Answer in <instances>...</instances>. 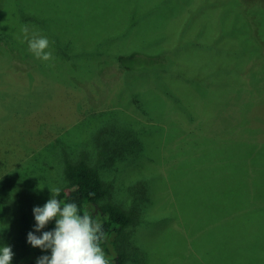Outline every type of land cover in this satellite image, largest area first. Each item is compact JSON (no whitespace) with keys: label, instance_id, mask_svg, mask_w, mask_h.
Segmentation results:
<instances>
[{"label":"rangeland","instance_id":"374dc122","mask_svg":"<svg viewBox=\"0 0 264 264\" xmlns=\"http://www.w3.org/2000/svg\"><path fill=\"white\" fill-rule=\"evenodd\" d=\"M0 24L1 148L29 152L85 115L0 199L21 186L42 207L70 152L135 209L129 264H264V0H0ZM106 125L118 134L95 139Z\"/></svg>","mask_w":264,"mask_h":264},{"label":"trees","instance_id":"16d2710c","mask_svg":"<svg viewBox=\"0 0 264 264\" xmlns=\"http://www.w3.org/2000/svg\"><path fill=\"white\" fill-rule=\"evenodd\" d=\"M7 6L10 5L8 4ZM1 28L0 24V39L8 34L3 32ZM221 79L223 80V78ZM215 84L216 82L213 80V83H208L207 87L218 90L219 86H215ZM84 117L85 115L82 114L78 121L72 123V125L64 126L55 133L43 135V141L39 142L36 148L29 150V152L25 151L16 156L15 149L12 147L1 148L0 146L1 183L6 182L8 173L14 167L27 160L31 154L36 153L41 148L49 147L50 145L52 147L57 142L61 143V137L64 136V133L68 135L73 131L76 127L74 124ZM114 133L118 134V131L106 125L103 129L98 130L95 139L97 137L100 139L101 136L108 134L114 136L116 135ZM126 136L127 134L123 135V137ZM134 141L136 144L140 142L139 139H135ZM69 153L62 162V173L66 184L60 188L61 192L58 199L64 202L76 203L82 212H87L94 219H98L102 223L103 230L106 233V239L102 243V248L110 258L111 264H129L130 256L132 255L130 229L135 224L137 217L135 209L127 208L125 203L114 195L113 185L103 179L96 165H93L83 157L73 159ZM6 184H8V181ZM14 185L16 184L14 183ZM6 189H4L0 202L4 206L3 209L5 210L4 213H6L7 222L0 229V235L7 234V237L10 238V245L14 253L12 264H36L37 258L43 255H50V250L44 251L40 248H33L27 243V234L30 231H34L36 224L33 214L34 196L26 192L25 188L21 186L15 191H6ZM54 227L55 221H52L41 232H35V234L40 236L43 231H51ZM184 247L186 246L184 245ZM174 258L176 264L181 263L179 253L174 255Z\"/></svg>","mask_w":264,"mask_h":264},{"label":"clouds","instance_id":"9594fccd","mask_svg":"<svg viewBox=\"0 0 264 264\" xmlns=\"http://www.w3.org/2000/svg\"><path fill=\"white\" fill-rule=\"evenodd\" d=\"M21 32L36 59H55L52 52L47 51V37L39 33L29 36L27 26H23ZM50 192L51 198L42 207L33 208L36 224L34 231L27 234V243L33 248L50 250V255L38 257L36 264H111L102 248L106 239L102 223L87 212H82L76 203L58 199L61 192L59 187L50 189ZM52 221H55L53 230L43 231L40 236L35 234ZM13 256L11 246L0 247V264H12Z\"/></svg>","mask_w":264,"mask_h":264}]
</instances>
